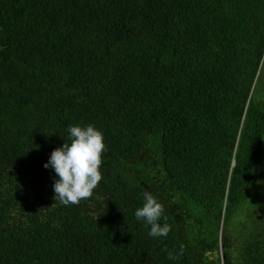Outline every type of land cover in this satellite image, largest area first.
Masks as SVG:
<instances>
[{
    "label": "trees",
    "instance_id": "16d2710c",
    "mask_svg": "<svg viewBox=\"0 0 264 264\" xmlns=\"http://www.w3.org/2000/svg\"><path fill=\"white\" fill-rule=\"evenodd\" d=\"M88 124L66 206L44 165ZM0 264H264V0H0Z\"/></svg>",
    "mask_w": 264,
    "mask_h": 264
},
{
    "label": "clouds",
    "instance_id": "9594fccd",
    "mask_svg": "<svg viewBox=\"0 0 264 264\" xmlns=\"http://www.w3.org/2000/svg\"><path fill=\"white\" fill-rule=\"evenodd\" d=\"M71 143L66 142L56 148L45 168L54 169L56 178L53 185L56 198L64 205H78L81 200L92 197L94 190L102 181L103 156L107 150L105 135L97 126H70ZM164 204L149 192L143 195V206L135 211L138 221L150 226L149 235L153 238L167 237L171 231L168 223L161 224ZM169 259H173L169 254Z\"/></svg>",
    "mask_w": 264,
    "mask_h": 264
},
{
    "label": "rangeland",
    "instance_id": "374dc122",
    "mask_svg": "<svg viewBox=\"0 0 264 264\" xmlns=\"http://www.w3.org/2000/svg\"><path fill=\"white\" fill-rule=\"evenodd\" d=\"M241 219H243L245 222L247 221V219L245 220V218H237L236 221H240Z\"/></svg>",
    "mask_w": 264,
    "mask_h": 264
}]
</instances>
